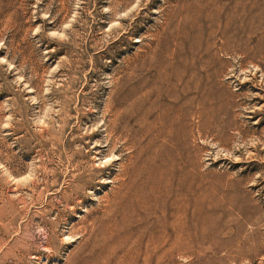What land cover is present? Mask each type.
Listing matches in <instances>:
<instances>
[{
    "label": "rangeland",
    "instance_id": "rangeland-1",
    "mask_svg": "<svg viewBox=\"0 0 264 264\" xmlns=\"http://www.w3.org/2000/svg\"><path fill=\"white\" fill-rule=\"evenodd\" d=\"M94 263L264 264V0H0V264Z\"/></svg>",
    "mask_w": 264,
    "mask_h": 264
},
{
    "label": "bare ground",
    "instance_id": "bare-ground-1",
    "mask_svg": "<svg viewBox=\"0 0 264 264\" xmlns=\"http://www.w3.org/2000/svg\"><path fill=\"white\" fill-rule=\"evenodd\" d=\"M179 67H180V66H179ZM181 68H182V67H181ZM190 69H191V68H190ZM189 73H190V72H189ZM168 80H169V79H168ZM178 82H179V81H178ZM193 84H194V83H193ZM173 113H174V112H173ZM158 118H159V117H158ZM159 125H160V124H159ZM152 126H153V125H152ZM160 127H161V126H160ZM167 131H168V130H167ZM127 173H128V172H127ZM183 175H184V174H183ZM189 175H190V174H189ZM189 175H188V176H189ZM135 177H136V176H135ZM135 177H134V178H135ZM186 177H187V176H186ZM189 177H190V176H189ZM191 177H192V176H191ZM130 178H131V177H130ZM191 179H192V178H191ZM169 181H170V180H169ZM182 183H183V182H182ZM185 185H186V184H185ZM168 186H169V185H168ZM173 187H174V186H173ZM185 187H186V186H185ZM175 188H176V187H175ZM178 188H180V186H179ZM178 188H177V189H178ZM181 188H182V187H181ZM186 188H187V187H186ZM183 189H184V187H183ZM211 189H212V188H211ZM157 190H158V189H157ZM175 190H176V189H175ZM191 190H192V189H191ZM168 191H169V190H168ZM168 191H167V192H168ZM183 191H184V190H183ZM192 191H193V190H192ZM140 192H141V191H140ZM156 192H157V191H156ZM178 192H179V191H178ZM189 192H190V191H189ZM193 192H194V191H193ZM138 193H139V192H138ZM141 193H142V192H141ZM157 193H158V192H157ZM157 193H156V194H157ZM183 193H184V192H183ZM185 193H187V192L185 191ZM168 194H169V193H168ZM168 194H167V195H168ZM171 194H172V193H171ZM171 194H169V195H170L169 198H170V201H171V203H172L173 206H176V205L178 204V202H180V200L184 199V196H179V197H178V196H173V197H172ZM157 195H158V194H157ZM162 195H163V193H162ZM167 195H166V196H167ZM169 195H168V196H169ZM202 195H203V194H202ZM166 196H164V199H165V200H166V198H165ZM190 196H191V195H190ZM190 196H189V197H190ZM195 196H197V195H195ZM144 197H145V196H144ZM146 197H147V196H146ZM160 197H161V196H160ZM200 197H201V196H200ZM200 197H199V198H200ZM137 198H138V197H137ZM156 198H157V197H156ZM186 198H187V197H186ZM149 199H150V198H149ZM217 199H218V197H217ZM133 200H134V199H133ZM152 200H153V199H152ZM189 200H190V199H189ZM220 200H221V199H220ZM139 201H140V199H139ZM141 201H143V200H141ZM184 201H185V200H184ZM184 201H183V202H184ZM191 201H193V199H192ZM194 201H195V200H194ZM194 201H193V202H194ZM147 202H148V200H147ZM156 202H157V201H156ZM156 202H153V203H156ZM149 203H150V202H149ZM180 203H181V202H180ZM191 203H192V202H191ZM191 203H190V204H191ZM139 204H140V203H139ZM141 204H142V203H141ZM141 204H140V205H141ZM158 204H160V202H159ZM148 205H149V204H148ZM188 205H189V204H188ZM132 206H133V205H132ZM150 206H151V205H150ZM111 207H112V206H111ZM177 207H178V206H177ZM177 207H176V208H177ZM179 207H180V206H179ZM134 208H135V207H134ZM134 208H133V209H134ZM172 208H173V207H172ZM172 208H171V209H172ZM178 209H179V208H178ZM178 209L172 212V215H171L172 217H176V218H178V216L180 215L179 212H178ZM134 210H135V209H134ZM137 210H138V209H137ZM143 211H144V210H143ZM182 213H183V212H182ZM124 215H125V214H124ZM163 216H164V215H163ZM151 217H152V216H151ZM166 217H167V216H166ZM108 218H109V217H108ZM130 218H131V217H130ZM181 218H183V217H181ZM184 219H185V218H184ZM191 219H192V218H191ZM104 220H105V219H104ZM180 222H181V221H180ZM180 222H179V223H180ZM164 224H165V223H164ZM168 224H169V223H168ZM188 224H189V223H188ZM191 224H192V223H191ZM166 227H167V226H166ZM162 231H163V229H162ZM167 231H168V230H167ZM173 231H174V230H173ZM133 232H134V231H133ZM174 232H175V231H174ZM179 232H180V231H179ZM179 232H178V233H179ZM172 233H173V232H172ZM185 234H186V233H185ZM162 235L164 236V234L161 233V236H162ZM171 235H173V234H171ZM161 236H160V238H161ZM173 236H174V235H173ZM179 236H180V234H179ZM157 237H158V236H157ZM157 237H156V238H157ZM169 237H170V235H169ZM175 237H176V235H175ZM158 238H159V237H158ZM172 238H173V237H172ZM174 239H175V238H174ZM154 240H156V239H154ZM161 240H162V239H161ZM148 241H149V239H148ZM160 244H161V243H160ZM148 245H149V243H148ZM151 245H152V244H151ZM153 245H154V244H153ZM156 246H158V244H157ZM160 246H161V245H160ZM174 246H175V245H174ZM122 250H123V249H122ZM155 250H156V249H155ZM153 251H154V250H153ZM170 251H171V250H170ZM94 264H95V263H94Z\"/></svg>",
    "mask_w": 264,
    "mask_h": 264
}]
</instances>
